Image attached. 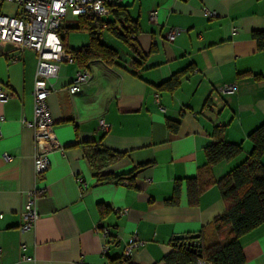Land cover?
Masks as SVG:
<instances>
[{
	"label": "crops",
	"instance_id": "1",
	"mask_svg": "<svg viewBox=\"0 0 264 264\" xmlns=\"http://www.w3.org/2000/svg\"><path fill=\"white\" fill-rule=\"evenodd\" d=\"M116 2L138 20L136 40L145 57L134 65L138 57L104 31L102 40L118 50L119 65L98 59L88 66L60 63L47 97L60 147L48 154L40 175L34 172L32 124L37 54L0 40V86L9 94L0 100V264H114L111 259L163 264L174 235L199 233L224 212L216 182L244 159L252 146L248 134L264 123V52L251 38L252 30H264V0ZM16 12L14 3L2 2L0 14ZM76 24L77 18L67 15L58 30L72 50L89 43L88 33L66 30ZM171 28L179 33L170 40ZM80 67H87L90 77L70 93L67 87ZM175 75L179 82L171 88ZM227 83H235V91L220 93ZM167 120L177 123L175 131H169ZM216 128H223V138L240 144L242 152L204 172V150ZM90 142L123 153L103 174L139 167L132 186L97 180L84 156ZM195 176L212 183L190 203L186 180ZM176 181L178 203L168 204ZM42 188L43 194L33 198L38 217L21 230V211L31 191ZM98 203L110 207L103 218ZM99 225L112 235L105 252ZM131 235L144 244L125 258L122 248ZM239 242L244 264H264V224Z\"/></svg>",
	"mask_w": 264,
	"mask_h": 264
},
{
	"label": "trees",
	"instance_id": "2",
	"mask_svg": "<svg viewBox=\"0 0 264 264\" xmlns=\"http://www.w3.org/2000/svg\"><path fill=\"white\" fill-rule=\"evenodd\" d=\"M2 2H0L1 6ZM109 12L102 16H92L82 13L77 16V24L67 27L66 30H79L88 33V45L77 49H69L66 38L60 36L66 50L73 56L80 66H88L93 59H98L106 66L119 65L120 56L118 50L102 40L104 31L118 39L130 49L138 59H134V65H138L140 59L145 57L139 47L136 35L140 31L137 19L131 18L125 5L115 3L108 5ZM60 29V28H59ZM58 29V30H59ZM251 38L255 41L259 51L264 52V30L254 29ZM179 76L175 75L169 80L171 88L176 87ZM158 86V85H157ZM166 126L169 131H175L177 123L167 120ZM214 140L205 147L206 162L202 171L207 172L211 167L222 160H231L242 152L240 144L231 143L223 138V128H216ZM251 142V150L244 159L216 183L223 199L225 210L212 223L199 231L197 240H173V248L163 257V264H196L198 258L206 259L214 264H244L245 258L239 242L241 235L264 224V123L260 124L248 134ZM84 156L99 181L109 178L116 182H124L132 186L134 179L140 170L136 167L128 173L110 175L103 174V170L117 162L123 153L103 147L100 143L90 142L84 147ZM209 179L203 181L199 176L186 180L188 199L190 203L197 201L199 194L210 184ZM180 182L174 184L173 194L166 199L168 204H177ZM101 218L108 212L110 207L103 203L97 205ZM112 235H109L107 242ZM197 243V251L192 249ZM116 263V259H111Z\"/></svg>",
	"mask_w": 264,
	"mask_h": 264
},
{
	"label": "built area",
	"instance_id": "3",
	"mask_svg": "<svg viewBox=\"0 0 264 264\" xmlns=\"http://www.w3.org/2000/svg\"><path fill=\"white\" fill-rule=\"evenodd\" d=\"M114 0H0V2H12L17 6L15 15L8 16L0 14V40L11 42L17 48H30L37 54V70L34 82V120L36 152L34 154V172L36 175L42 174L48 164V154L60 147L59 142L53 131L54 122L51 117L50 109L47 103V97L52 90L49 83L51 76L55 75L62 61H75L73 56L66 50L62 39L58 33L64 19L67 15L79 16L82 13H89L92 16L99 17L109 12L108 5ZM210 14L208 9L204 10ZM151 17H155L154 11H151ZM179 29L171 28L167 32V38L173 39ZM17 56L12 58L16 61ZM90 77V71L87 67H80L74 77V81L68 85L70 93L81 89V85L86 83ZM236 89L235 83H227L219 87L220 93H231ZM8 92L0 86V100L8 98ZM100 126L107 129L103 120L99 122ZM5 158H8L6 155ZM126 181L124 182V184ZM44 189H34L30 193L23 210L21 211V230L31 228L37 217V211L33 198L43 194ZM120 212L124 213L125 210ZM104 240L102 251L105 252L109 246L107 239L111 235L108 226L99 225ZM144 241L137 235H131L122 248V257L128 258ZM22 257H25L22 255ZM79 264H83L82 261ZM196 264H214L206 259L198 258Z\"/></svg>",
	"mask_w": 264,
	"mask_h": 264
},
{
	"label": "water",
	"instance_id": "4",
	"mask_svg": "<svg viewBox=\"0 0 264 264\" xmlns=\"http://www.w3.org/2000/svg\"><path fill=\"white\" fill-rule=\"evenodd\" d=\"M199 233H191V234H176L174 235V239L175 240H186V239H192V240H197L199 238ZM200 246V243H197L192 249L194 250V252H196L198 249L197 247Z\"/></svg>",
	"mask_w": 264,
	"mask_h": 264
}]
</instances>
